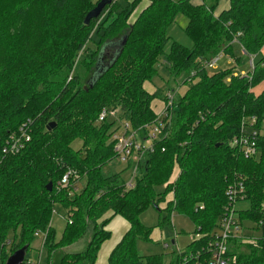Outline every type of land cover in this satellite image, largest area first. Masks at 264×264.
I'll return each mask as SVG.
<instances>
[{"label": "trees", "instance_id": "obj_1", "mask_svg": "<svg viewBox=\"0 0 264 264\" xmlns=\"http://www.w3.org/2000/svg\"><path fill=\"white\" fill-rule=\"evenodd\" d=\"M95 1L0 0V264L25 246L28 251L39 237L45 238L47 264H95L111 236L105 227L115 216L128 223V230L107 264H164L162 255H140L136 243L151 240L152 230L140 216L169 193L173 199L158 210V226H171L173 213L194 225L192 241L174 253L170 264H195L193 257L207 248L228 206L226 192L234 185L244 188L241 203L247 204L238 208V203V220L262 233L264 57L252 60L244 76H235V68L212 74L205 65L219 54L234 59L236 42L247 57L260 55L264 0H230L217 16L219 0L201 5L125 0L123 7L112 2L85 25L100 0ZM178 15L187 20L184 32L192 47L171 41L165 53L167 31ZM100 56L104 69L97 73ZM162 57L172 75L184 76L187 89L182 95L172 90L171 132L139 163L134 187L126 189L121 174L109 167L115 160L111 134L121 122L138 130L156 119L151 103L164 95L148 93L144 84L158 76ZM103 109L116 110L117 117L99 123ZM248 117L259 129L256 158H245L229 145ZM22 127L29 140L18 153L4 154ZM76 140L81 146L74 150ZM175 166L179 173L171 182ZM69 169L76 180L59 189ZM56 208L66 220L58 240L51 226ZM89 228L83 250L66 251ZM230 254L233 264H264V238L231 241ZM28 262L25 257L23 264Z\"/></svg>", "mask_w": 264, "mask_h": 264}, {"label": "built area", "instance_id": "obj_2", "mask_svg": "<svg viewBox=\"0 0 264 264\" xmlns=\"http://www.w3.org/2000/svg\"><path fill=\"white\" fill-rule=\"evenodd\" d=\"M222 54L214 57L205 67L215 69L217 62L221 59ZM250 69L253 68L252 58L249 59ZM238 75V74H237ZM235 75V76H237ZM244 76L245 74H240ZM162 106L155 112L156 119L151 124H146L138 130L131 128L128 122H121L118 128L111 134L110 140L113 142V151L115 160L124 164L127 169H131L125 181L126 189L134 187V179L136 169L139 163H142L146 156L154 152L155 144L161 139L166 138L171 132L172 127V110L175 101V92L169 90L164 94ZM117 117L116 110L103 109L98 117V122L101 123L107 118L115 119ZM259 129L257 121L254 117L243 118L237 134L230 140L229 145L235 148L238 153L245 158H256L258 156L257 139ZM29 140L25 127L20 129V134L12 136L2 152L4 154L18 153ZM76 180V174L73 170H68L67 173L57 183L59 189L67 187L70 179ZM228 198V206L225 208V213L221 217L218 227L215 229L212 239L208 243L207 248L197 253L193 258L195 264H233L230 254V242L240 241L242 243H253L257 238H264V231H251L252 235H247V226L242 225L238 220L236 213L238 203L244 201V188L241 185H234L226 192ZM262 225V222L259 223ZM45 238H41V247ZM44 248V247H43ZM167 248V246L165 247ZM32 261V260H31ZM30 264H40V259L37 261L28 262Z\"/></svg>", "mask_w": 264, "mask_h": 264}, {"label": "rangeland", "instance_id": "obj_3", "mask_svg": "<svg viewBox=\"0 0 264 264\" xmlns=\"http://www.w3.org/2000/svg\"><path fill=\"white\" fill-rule=\"evenodd\" d=\"M99 0H96L95 2H98ZM114 3H117L122 5L121 7L125 6V0H114ZM109 11V10H108ZM100 19L99 23L104 22V20L107 17V13ZM138 10L133 14L131 20L135 18L137 15ZM187 24V20L184 16L178 15L174 21V23L169 27L167 31V36L170 38V41H168L164 47V52L168 53L171 41H176L178 44L186 47L191 48L192 42L187 37V35L184 32V27ZM96 38V36H94ZM235 54V52H234ZM233 65H228L226 61H229V59L221 58V60L218 63L217 69L218 71L228 70L231 68H235L234 70L239 72L240 70H245L248 72L250 70L249 65V59L251 57H247L244 55V53L241 51V53L238 52V55H233ZM259 58H261L260 55L254 56V59L252 60L257 61ZM223 59V60H222ZM239 59L243 67L241 69H238V64L236 63V60ZM164 57L161 58L160 64L158 65V76L154 77L151 82H146L144 84V89L149 93H155V92H161V95H164L169 90H175L178 94L182 95L185 90L187 89V84H183L184 76L175 77L172 75L169 71V69L163 65ZM236 64V66H235ZM237 68V69H236ZM209 72V70H208ZM214 72H217L215 69L210 70V73L214 74ZM160 107V99L153 100L152 108H154L156 111ZM81 146V143L79 140H76L72 144V148L74 150L79 149ZM109 167L121 174V177L123 180H127L128 175L131 173V169H127L124 164L119 163L118 161L114 160L109 164ZM178 175V168L177 166L174 167L172 175L170 177V181H174ZM164 187H158L156 188L157 192H162ZM173 199L172 193H169L166 195L165 202L158 203L157 207L151 206L147 211H145L141 216L140 220L142 224H144L146 227L151 228V240L150 241H141L138 240L136 243L137 251L140 255H162L164 259V264H170L173 260L174 253L178 252L179 250L185 249L186 245H188L193 237H194V225L190 220L185 218L182 215H179L177 213H173L171 217V226H166L163 228H160L158 226V220H159V212L158 210H163L166 207V203L170 202ZM246 203H239L238 208H246ZM111 214L108 212L105 214V216H110ZM245 226H247V235H252L253 233L250 231L251 223L248 221H244ZM66 224L65 220V212L61 209L56 208L53 212L52 219H51V226L55 230V239L58 240L61 236V232ZM124 221L118 220L117 222H114L113 229L111 231L110 239L104 243H106V246L109 245V243L113 240V238L117 235L118 232H120L123 228ZM91 235V229L89 228L87 231L86 236L77 244L69 247L66 250L68 252H80L82 248H84L86 242L89 240ZM41 238H36L33 243L31 244V247L26 252L25 257L28 260L37 261L40 259V264H47V252L46 249L40 246ZM167 246V248H165ZM9 248H7V251ZM56 260V259H55Z\"/></svg>", "mask_w": 264, "mask_h": 264}, {"label": "crops", "instance_id": "obj_4", "mask_svg": "<svg viewBox=\"0 0 264 264\" xmlns=\"http://www.w3.org/2000/svg\"><path fill=\"white\" fill-rule=\"evenodd\" d=\"M229 1L230 0H219L218 6H217V8L215 10V15L216 16L229 7ZM191 2L194 5H201L202 4V0H191ZM233 50H234L236 55H238V52L241 53V51H242L241 47L238 45L237 42L233 45ZM260 56L264 57V46L261 49ZM222 58L223 59H225V58L229 59V61H226V63H228V65H233V60H234L233 58L225 56V55H223ZM218 63L219 62H217L216 66H215L216 67V69H215L216 71L219 70V68L217 69ZM236 63L238 64V66H237L238 69H241V67H243V65H245V64H241L240 60H238V62L236 61ZM235 66H236V64H235ZM246 73L247 72L245 70H240L239 72L234 70V75L246 74ZM152 103H151V108H152ZM161 106H162V100H160V107ZM152 110H153L154 113L156 112V110L154 108H152ZM178 173H179V170H178ZM106 217H108V216H106ZM118 220H123L124 221L122 230L117 233V235L113 238V240L109 243V245L106 246V243H103L101 245V247L99 249V252H98V255H97V260H96L95 264H107V259H108L109 254L111 253V251L113 250L115 245L120 241V239L125 234V232L128 230V223L124 219L119 217V216L112 217L111 221L105 227V230L109 231L111 233V231L113 229V226H114V222H117ZM81 250H83V248Z\"/></svg>", "mask_w": 264, "mask_h": 264}, {"label": "water", "instance_id": "obj_5", "mask_svg": "<svg viewBox=\"0 0 264 264\" xmlns=\"http://www.w3.org/2000/svg\"><path fill=\"white\" fill-rule=\"evenodd\" d=\"M114 0H100L96 6L91 9L88 14L85 17L84 23L85 25H88L91 21V19H97L100 14L102 13L103 9L110 5ZM97 73L99 71H102L104 69L103 61H102V56H100V59L97 64ZM51 126L53 127L54 124L51 123ZM51 183L47 185V189L51 190ZM27 247H23L17 251H15L13 254H11L6 261V264H23L25 260V255H26Z\"/></svg>", "mask_w": 264, "mask_h": 264}]
</instances>
